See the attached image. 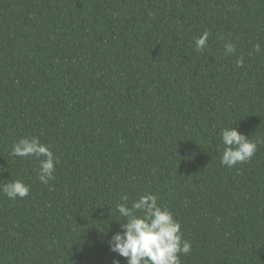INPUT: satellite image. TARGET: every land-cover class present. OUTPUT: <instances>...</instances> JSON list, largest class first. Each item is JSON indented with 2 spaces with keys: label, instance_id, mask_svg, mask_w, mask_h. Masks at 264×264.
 Wrapping results in <instances>:
<instances>
[{
  "label": "trees",
  "instance_id": "trees-1",
  "mask_svg": "<svg viewBox=\"0 0 264 264\" xmlns=\"http://www.w3.org/2000/svg\"><path fill=\"white\" fill-rule=\"evenodd\" d=\"M231 126L264 141V0H0V182L30 188L0 193V264H127L116 206L147 193L182 264H264V143L222 165ZM31 137L59 160L47 185L10 154Z\"/></svg>",
  "mask_w": 264,
  "mask_h": 264
},
{
  "label": "clouds",
  "instance_id": "clouds-1",
  "mask_svg": "<svg viewBox=\"0 0 264 264\" xmlns=\"http://www.w3.org/2000/svg\"><path fill=\"white\" fill-rule=\"evenodd\" d=\"M210 33L204 32L195 39V50L204 51L208 48ZM255 51H262L259 43ZM225 55H234L236 45L229 41L224 45ZM241 57L237 63L243 65ZM223 151L220 162L228 168L243 164L252 159L258 150V143L241 134L237 128L225 127L220 130ZM11 156L35 157L38 160L37 179L47 185L55 179L54 173L59 160L51 151L50 146L40 142L38 137L20 138L12 145ZM0 193L15 200L26 198L30 188L20 179H12L7 183L0 182ZM122 203L117 204L116 211L123 218L120 222L121 232L108 241L111 251L127 259V264H182L181 256L189 255L191 242L183 238L180 223L173 213L158 203V197L147 193L131 201L129 197H121ZM116 264H119L117 261Z\"/></svg>",
  "mask_w": 264,
  "mask_h": 264
}]
</instances>
